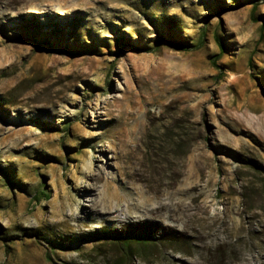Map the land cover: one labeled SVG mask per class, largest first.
Masks as SVG:
<instances>
[{"label":"rangeland","instance_id":"374dc122","mask_svg":"<svg viewBox=\"0 0 264 264\" xmlns=\"http://www.w3.org/2000/svg\"><path fill=\"white\" fill-rule=\"evenodd\" d=\"M262 26L264 0H0V264H264Z\"/></svg>","mask_w":264,"mask_h":264},{"label":"trees","instance_id":"16d2710c","mask_svg":"<svg viewBox=\"0 0 264 264\" xmlns=\"http://www.w3.org/2000/svg\"><path fill=\"white\" fill-rule=\"evenodd\" d=\"M262 28L264 29V26H262ZM216 39H217V41H218V43H219V45L221 47V53H223L225 51V44L220 40V38L218 36H217ZM165 40L168 41L175 49H178V50H189L190 48L195 47L194 44H192L190 41H188L185 38H178L176 40L175 38H167V37H165ZM248 162L250 164L254 165L255 167L260 166L258 164V162L253 160V159L248 160ZM44 193H45L44 191L40 192V194H42V195H44ZM120 238H123V237H120ZM131 238H133V240H131ZM124 239H125L126 242H131V241H134V240L137 241L138 238L133 236V235H129V236H126ZM144 242H145V240H144Z\"/></svg>","mask_w":264,"mask_h":264}]
</instances>
